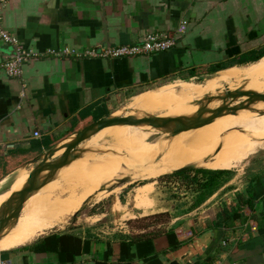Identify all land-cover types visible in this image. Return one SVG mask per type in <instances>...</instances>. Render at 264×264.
<instances>
[{"label": "crops", "instance_id": "1", "mask_svg": "<svg viewBox=\"0 0 264 264\" xmlns=\"http://www.w3.org/2000/svg\"><path fill=\"white\" fill-rule=\"evenodd\" d=\"M0 14L1 27L33 58L21 67L19 77L0 74V188L7 186L5 190L16 172L29 169L42 152L108 116L118 97L213 75L210 81L226 78L214 85L233 91L235 82L246 87L250 77L264 74L255 68L264 56L247 62L245 71L237 65L241 56L264 50V0H8ZM148 34L175 36L176 45L150 56L113 60L61 54L130 46ZM13 50L0 39V62ZM217 67L225 69L217 71ZM236 73L243 78L230 83L228 77ZM163 89L143 92L132 100ZM192 90L186 89L184 95L190 98ZM180 96L172 88L159 101L172 105ZM151 104L133 110L145 113ZM216 191L193 211L180 214L184 198L172 210H162V203L151 199L150 188L142 208L132 202L147 217L168 213L167 227L158 225L153 234L129 224L119 233L105 235L77 225L65 231L31 232L18 245H0V262L264 264V173L231 191L228 202L206 207ZM237 195L243 200L249 197L251 206L240 205ZM226 207H241V217L226 227H214ZM168 232L179 243L173 251Z\"/></svg>", "mask_w": 264, "mask_h": 264}, {"label": "rangeland", "instance_id": "2", "mask_svg": "<svg viewBox=\"0 0 264 264\" xmlns=\"http://www.w3.org/2000/svg\"><path fill=\"white\" fill-rule=\"evenodd\" d=\"M248 65L250 64H246L240 67H244L243 70L245 71ZM255 68L257 69L256 65ZM236 74L237 75L235 76L228 77L230 83L243 78L242 73ZM253 74L254 73H252V75ZM240 75L242 76L240 77ZM213 76L201 78L198 80H185L182 82L176 81L175 83L170 82L167 85L164 84L162 87H151L146 90H140L136 93L126 94L124 96L116 98L112 102L109 115L141 116L142 114H148L158 117L163 116V118H169V116H171L170 118H174V116H183L184 113L182 109L175 112V105H167L168 103L164 102L163 100L151 104L149 107V111H146L145 113L130 109L128 105L131 102L132 98L143 92L150 93L158 89H163L167 86L173 85L176 86L174 87V89L179 91H182L181 89L194 90V88L200 90V92L197 94V97H194L196 95L193 94V90L191 91L190 98L187 95H184L185 91H183V93L181 94L184 99V101L182 99L183 103L188 97L187 101L184 103V107L189 106V110H191L192 105L197 100H201L203 97L208 95L216 96L224 92V88L221 87V85H214L213 87H209L207 85V82L210 81ZM228 79L226 83H229ZM239 84L240 83L238 82L234 83V90L243 88V91H252L264 94V74L251 79L249 85H247L246 87ZM258 85L259 88L252 90ZM202 89L204 91H202ZM205 89H207L208 92ZM214 90L217 92L214 93ZM242 103L244 102L241 100H237L235 103H231L229 105V108L235 107ZM256 112L257 111L255 109H250L244 112L238 111L239 114H237L236 112L235 116L237 120H240L241 118L252 116ZM262 114L264 113H261L260 115ZM217 119H225V121L221 124H227L229 128L232 127L230 117L223 116L216 118L213 121ZM216 126L217 125H213L212 127L210 126L206 129L215 128ZM130 127L132 126H114L105 128L93 135L89 140L80 144L78 149L83 150V152L85 153H88L83 155V159L76 160L75 162L83 163L87 160L91 161L93 159H96V161L94 162L99 163V165L102 167V170L107 173L106 176L101 179H97L95 182L89 183H86L83 179L80 178H72L69 180L62 179L55 182L52 181L51 183L47 184L38 192L33 194V196H31L25 202L19 217L24 219L23 222L15 223L14 227L8 234L0 237V245L4 247L15 246L19 244L21 238L22 241H24L25 236L31 232L45 231L46 233L53 230L65 231L68 228H73L76 225L78 227H86L89 231L93 230L97 232L96 234L98 235L119 233L122 230L126 229H124L125 224L132 225V227L136 228V231L143 229L145 232H150L153 234L158 225H162L161 227H167V222L169 220L168 213L164 215L147 217L146 213L133 207V202H135L134 204H136V207L142 208V206L145 204V199L147 198V189L149 192L150 188L152 190L151 199L159 200L162 203L160 209L172 210L173 205L176 202L177 204H179V200H181V198H184L185 200L182 203L183 205L179 208V213L182 214L184 212L193 211L196 207L195 202L203 193L202 190H194L195 186L189 185L182 176L171 175L172 172L164 175L161 174L149 179L140 178L138 176V172L141 169H139L133 162L127 160L126 158H120L121 154L128 153H122L119 150H116L117 152H115L112 149L110 144L114 143L117 140V137L121 136L126 131V128ZM151 129L152 132L149 133V137L142 138L129 146V151L131 152L134 150L136 153H132L127 156L132 158L133 160L135 159L136 162L143 155L152 151L155 146L159 145V143L168 139L167 133L160 130H155L153 128ZM206 129L203 128L199 130L202 136L205 135ZM155 131L157 132L155 133ZM258 131L259 130L252 131V133L248 137L240 139L241 142L239 143V145H235L234 147H231L227 150L235 149L237 151L243 150V152L251 151L254 144L250 143V139L253 135H256L255 133H257ZM100 133L101 135L99 136V138L95 140L94 138ZM185 134L186 132H183L180 133L179 136L181 137ZM220 148L221 146H218V144L212 145L213 151ZM62 152L63 151H59L58 153H56L54 159L61 156ZM138 152L140 153V155ZM31 169L32 167H29V169L23 168L17 171L12 179L9 188L7 190H5L7 186L6 188H0V205L8 200L13 192L21 188V186L25 183L28 177V173ZM117 169L119 170L117 171ZM197 169L207 170L201 167ZM90 171H96V169H92ZM223 171H228L229 174L224 175L220 178V184L217 189L219 190L223 187L224 189H221L220 191L216 189L217 191L214 195V198H212L211 202H209L208 206L206 207H215V204L219 205V203L224 204L225 202H228L229 199L232 198L231 191L250 184L255 180L256 177L264 173V151H257L254 155L244 156L241 161L234 163L230 169ZM130 173L135 174V177L133 179L123 185L111 188L112 180L122 178ZM188 176L191 177L192 174H188ZM181 194H185V196L182 197L180 196ZM117 199L120 200V205L118 204ZM40 200H45L44 204H38ZM132 200L134 201L132 202ZM37 206L39 207L37 208ZM42 206L47 208H54L56 206V209L49 214H39L38 209ZM81 206L82 210L75 218H73L72 215L77 210H79ZM62 220L63 222L58 225V227L54 226L55 224H58V221Z\"/></svg>", "mask_w": 264, "mask_h": 264}, {"label": "bare ground", "instance_id": "3", "mask_svg": "<svg viewBox=\"0 0 264 264\" xmlns=\"http://www.w3.org/2000/svg\"><path fill=\"white\" fill-rule=\"evenodd\" d=\"M256 67L258 72L264 70V58L261 59L256 64ZM214 78L215 79H213L212 82H209L207 84L209 87L213 86L217 82V80L221 81L223 79H226L224 77H220L218 79H216L217 77ZM253 78L254 77L252 76L248 80H246L245 85L249 83L250 80ZM174 87L176 86L166 87L165 89L155 92L153 94H148L145 96L135 98L131 101V104L128 107L130 109H136L146 103L158 102L161 98L169 95L172 88ZM257 88H259V85L252 90H255ZM228 89L230 91L231 87L228 86ZM181 90L182 91L176 90L177 96H180L183 93V91H185L186 89L184 90L181 89ZM202 91L204 90L202 89ZM192 92L194 95H196L194 97H197V94L200 92V90L194 89ZM213 92L216 93L217 91L214 90ZM182 99L183 97L180 96L179 98L177 97L173 102V106L175 105L174 111L176 112L182 109L184 113L183 116H177V117H189L193 115L197 110V106L193 104L191 110H189V106L184 107L185 102L183 103ZM239 100L245 103L247 102L248 99L247 97L243 96ZM218 105H219L218 102H213L208 106V108L213 109L216 108ZM250 109H255L257 112L252 116H247L241 118L240 120H237L235 116L236 112L234 114L223 115L231 118L230 119L232 124L231 128H229L227 124L225 125L221 124L225 121V119H217L201 128L187 131L186 134L182 135L181 137L179 135L173 137L168 134V139L166 140L164 139L165 141L159 143V145L155 146L152 151L148 152L147 154L143 155L140 159H138L137 163L143 166L147 165L145 169H142L138 172V176L144 179L154 178L161 174L164 175L171 173L175 170L181 169L188 165H195L198 168L201 167L211 171L228 170L232 167L234 163L241 161L244 156L254 155L257 151H264V114L262 115L259 114L260 112H264V103L259 102L253 104L249 106L248 109L239 110V112L240 111L244 112ZM237 114H239L238 111ZM135 117H139V116H135ZM159 117L163 118V116H159ZM170 117L171 116H169V118ZM174 118L176 117L174 116ZM213 125H217V126L215 128L206 129L207 127L210 126L212 127ZM123 127H129V126H123ZM203 128L206 129L204 136H202L201 132L199 131L200 129ZM254 130H259V131L257 132L258 134L255 133L256 135H253L250 139V143L254 144L252 146L251 151L243 152V150L241 151H237L235 149L227 150L231 147H234L235 145H239V143L241 142L240 139L248 137ZM151 132L152 129L149 126H137V127L132 126L130 128H126V131L121 136L117 137V140L114 143L110 144V146L115 152L119 150L122 153H128L126 155H130L132 153L135 154L136 152L134 150L131 152L129 151V146H131V144L139 141L142 138L149 137L150 136L149 133ZM156 132L157 131H155V133ZM213 144H218V146L220 145L221 148L217 149L218 151L217 150L213 151L212 150ZM158 154H159V159L157 163L151 165V162ZM81 159H83V155ZM94 161H96V159H93L91 161L87 160L83 163H78V162L71 163L69 166L61 169L58 172V174L56 175V179L53 182L62 179L69 180L72 178H80L83 179L86 183H89V182H95L97 179H101L105 177L107 173L104 170H102V167L99 165V163ZM92 169H96V171L91 172L90 170ZM111 169H115V168H111ZM118 170L119 169H117V171ZM21 188H19L15 192H18ZM44 202L45 200L44 201L40 200L38 204L41 203L44 204ZM39 206H37V208ZM55 209L56 206L54 208L53 207L47 208L42 206L41 208L38 209V211L39 214H49L52 213ZM23 220H24L23 218H19L16 221V223L18 222L22 223ZM11 230L12 229L5 230L0 237L5 236Z\"/></svg>", "mask_w": 264, "mask_h": 264}, {"label": "water", "instance_id": "4", "mask_svg": "<svg viewBox=\"0 0 264 264\" xmlns=\"http://www.w3.org/2000/svg\"><path fill=\"white\" fill-rule=\"evenodd\" d=\"M223 88L224 92L219 95H208L203 97L201 100L194 102V105L197 106V110L189 117L160 118L158 116L148 114H142L139 117L108 115L85 126L69 138L66 143L55 145L47 151L42 152L29 163L28 166H31L32 169L29 171L28 177L22 188L18 192L11 194L8 200L0 205V236L5 230H9L14 227L16 221L20 217L25 202L33 196V194L54 181L56 179V175L61 169L69 166L76 160L81 159L82 155L88 153L78 149L79 145L89 140L93 135L101 130L114 126H149L165 132L170 136H176L180 133L195 130L208 125L214 119L222 117L223 115L234 114L239 110L248 109L249 106L259 102L264 103V94L252 91H243V88H238L233 91H229L228 86H224ZM243 96L247 97V102L239 104L233 108H229L228 105L235 103ZM213 102H218L219 105L213 109L208 108V106ZM261 113L264 112H260L259 114ZM59 151H63L61 156L54 159L56 153ZM120 158H126L127 160L133 162L141 170L147 167V165L143 166L137 163L126 154H121ZM158 159L159 154L151 162V165L156 164ZM197 168L198 167L195 165H188L173 172L196 170ZM134 177L135 174L130 173L122 178L114 179L111 182V188L123 185ZM81 210L82 206L72 215V217H76Z\"/></svg>", "mask_w": 264, "mask_h": 264}, {"label": "built area", "instance_id": "5", "mask_svg": "<svg viewBox=\"0 0 264 264\" xmlns=\"http://www.w3.org/2000/svg\"><path fill=\"white\" fill-rule=\"evenodd\" d=\"M8 0H0V10ZM1 21V14H0ZM0 39L14 48L13 53L4 61L0 62V74H4L8 78H16L21 74V67L33 60L30 52L24 50L17 40L7 33L0 24ZM177 37H169L167 35H145L136 44L130 46H115L104 48L100 50H85L83 52H76L65 50L61 54L66 56H73L75 58H91V59H120L132 58L139 56H150L153 54L168 51L176 45ZM60 56V55H59ZM35 138L39 137L38 132H33ZM0 264H3L0 262Z\"/></svg>", "mask_w": 264, "mask_h": 264}, {"label": "trees", "instance_id": "6", "mask_svg": "<svg viewBox=\"0 0 264 264\" xmlns=\"http://www.w3.org/2000/svg\"><path fill=\"white\" fill-rule=\"evenodd\" d=\"M264 56V50H261L259 52H251L249 54L248 58L247 56H241L237 61V65H245L247 62L254 63L261 59ZM217 71L223 70L225 68L217 67ZM228 69V68H226ZM188 174H192L191 177L188 176ZM228 171L218 170V171H211V170H203V169H196V170H189V171H177L173 172L171 175L173 176H182L185 181L188 182L189 185L195 186L194 190H202L203 193L198 198V200L195 202V206H198L201 204L205 199L210 197L216 189L219 187L220 178L224 175H228ZM248 191L247 193H249ZM237 200L240 205H247L248 207L251 206L252 202L251 199L248 197V199L243 200L244 198L240 195H237ZM241 208V207H239ZM239 208L232 209L231 207H226L221 212V221L214 225V227L220 226V227H226L229 223H231L234 219H238L241 217L239 215ZM166 239L168 241L169 250L173 251L178 248L179 243H177L175 236L172 232L166 233Z\"/></svg>", "mask_w": 264, "mask_h": 264}]
</instances>
